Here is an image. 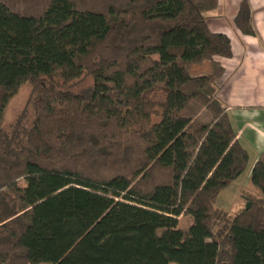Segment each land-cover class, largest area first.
<instances>
[{"label": "trees", "instance_id": "obj_1", "mask_svg": "<svg viewBox=\"0 0 264 264\" xmlns=\"http://www.w3.org/2000/svg\"><path fill=\"white\" fill-rule=\"evenodd\" d=\"M217 3L0 0V264H264V153L258 193L231 218L215 206L248 164L216 94L232 54L204 16ZM234 24L256 35L248 0ZM26 82L15 143L1 125Z\"/></svg>", "mask_w": 264, "mask_h": 264}, {"label": "crops", "instance_id": "obj_2", "mask_svg": "<svg viewBox=\"0 0 264 264\" xmlns=\"http://www.w3.org/2000/svg\"><path fill=\"white\" fill-rule=\"evenodd\" d=\"M240 1L218 0L204 16L212 32L230 39L231 56L216 57L224 68L216 94L226 107L236 139L248 152L244 170L249 166L244 174L248 182L253 164L264 153V0H248L256 35L244 34L234 24ZM243 191L248 190L241 189L240 194Z\"/></svg>", "mask_w": 264, "mask_h": 264}, {"label": "rangeland", "instance_id": "obj_3", "mask_svg": "<svg viewBox=\"0 0 264 264\" xmlns=\"http://www.w3.org/2000/svg\"><path fill=\"white\" fill-rule=\"evenodd\" d=\"M190 73L198 72H195L194 68H192L190 69ZM91 85V77L84 74L72 82L67 89L74 93H85L88 91ZM31 89L32 87L30 83H24L10 98L5 108L1 132L8 136V138L12 139L15 143L19 142L23 138L25 131L31 126L34 119V107L31 101ZM248 170L249 166L246 171ZM245 172L236 181H233L228 187L222 189L215 202L216 208L225 211L230 218L234 212L244 204V201L240 195L241 189L258 193L249 181L245 182ZM19 183L22 184L23 181L21 180ZM224 229V220L218 219L214 225L215 236H218L220 231H223ZM170 264L176 263L171 262Z\"/></svg>", "mask_w": 264, "mask_h": 264}]
</instances>
